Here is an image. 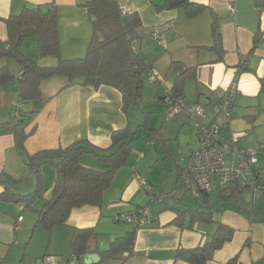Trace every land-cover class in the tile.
Wrapping results in <instances>:
<instances>
[{
	"label": "crops",
	"instance_id": "crops-1",
	"mask_svg": "<svg viewBox=\"0 0 264 264\" xmlns=\"http://www.w3.org/2000/svg\"><path fill=\"white\" fill-rule=\"evenodd\" d=\"M89 1L0 0V48L7 46L9 41L6 20L26 8L43 7L56 10L62 57L66 60L84 58L96 22L85 7ZM192 1L206 9L187 19L182 8H163L165 0H118L122 12L139 15L143 27L139 31L141 38L137 49L161 76L159 82L150 85L146 81V85L151 88L156 85L150 93L158 102L157 96L165 87L172 89L179 75L171 69L173 63L181 64L180 72L195 67V78L186 83L184 97L192 101L200 93V103L212 108L205 111L200 120L202 125H223L227 129L226 139L232 133L242 134L239 146L259 150L264 141V12L259 13L254 0ZM215 22L223 51L213 49L216 45L212 33ZM153 32L161 37L164 45L152 37ZM21 52L41 67L58 64L54 57H40L38 50L35 52L32 48V42L26 44L25 41ZM15 66L11 59H0V69L8 67L18 77L21 68L14 72ZM235 82L238 92L232 117L227 120L217 116L214 107L222 102L225 91ZM189 84L194 90L192 99L186 95ZM41 92L40 101L24 102L17 82L0 86V174L6 173L17 181L21 193L35 190L36 177L16 148L12 129L19 120L24 121L27 134L33 132L25 142V151L30 156L66 149L85 141L87 150L95 151V154H84L80 163L98 172L112 169L110 162L99 159V156L113 154L112 135L123 130L137 133L126 165L116 172L112 186L104 193L103 206L74 209L67 226L56 227L59 229L51 232L53 245L65 240L71 247L74 229H94L88 254H97L102 259L101 254L111 243L133 233L134 243L127 248L130 256L124 258L122 252L106 264H189L175 259L177 251L204 246L212 240L217 227L224 225L235 231L233 240L217 251L207 264H231L235 259L234 264H264V199L254 205L250 217L232 196L222 200L224 190L218 186L201 195L199 206L186 205L184 200L176 199L179 192H174L170 183H175L176 190L184 188L192 195L196 192L179 184L189 154L200 146L198 130L187 113L169 119V106L158 102L156 116L142 131L137 130L140 119L131 114V109L140 104L126 109L123 96L116 88L69 85L67 78L55 76L42 82ZM14 114L20 119L13 118ZM139 137L143 138L142 143H138ZM227 160L229 162V157ZM37 164L43 197L48 200L57 173L44 159ZM257 171L264 179V150L259 151ZM139 178L146 181L151 193L143 188ZM159 183H164L165 189L158 194ZM169 185L170 193L166 192ZM3 192L4 187L0 185V195ZM240 193L246 203H252L249 190ZM170 197L175 199L172 203ZM36 206H41V202ZM11 208L22 212L25 206L0 201V211H12ZM189 210L212 212L215 224L191 223L190 214L184 216L181 225L177 224L178 216ZM140 211L146 214L141 223L116 221V217L134 216ZM18 217L22 216L19 214ZM22 222H25L24 218ZM55 252L61 253V250Z\"/></svg>",
	"mask_w": 264,
	"mask_h": 264
},
{
	"label": "trees",
	"instance_id": "trees-1",
	"mask_svg": "<svg viewBox=\"0 0 264 264\" xmlns=\"http://www.w3.org/2000/svg\"><path fill=\"white\" fill-rule=\"evenodd\" d=\"M254 3L259 13L264 12V0H254ZM85 7L89 15L96 19L94 34L86 56L76 60H66L61 55L58 18L55 9L26 8L21 14L11 16L6 20L9 41L7 46L0 48V59L14 60L21 68L20 73L23 72V74L21 76L19 73L16 77L8 67L1 68L0 86L17 82L22 101H40L42 82L55 76H62L67 78L69 85L79 84L96 89L102 86L116 88L123 96L126 109L138 106L143 97L147 74L153 70L137 49V42L141 38L139 31L143 27L139 15L137 13L124 15L118 0H91ZM163 8H182L185 10L187 19L198 16L206 9L192 0H165ZM212 33L216 42L213 49L223 51L220 47L221 37L216 22L213 24ZM30 38L37 40L38 55L42 58H56L57 66L41 67L21 52L23 43ZM171 69L176 73L179 72L174 81L172 96L185 98L186 83L195 78L196 68L191 67L180 72L181 64L173 63ZM162 94L157 96V101L166 104L162 100ZM200 96L199 93L194 101L200 102ZM13 118L19 120L20 116L14 114ZM12 132L17 150L36 177V186L34 191L21 193L17 189L18 182L6 173H1L0 185L4 187V192L0 195V201L24 205V210L34 211L38 216L37 226L48 232L56 227L67 226L69 216L74 209L84 206H103L104 193L112 186L116 172L126 165L132 152V140L137 134H132L128 130L115 132L112 135L111 151H114L113 154L108 157L99 156L101 161L110 162L112 169L108 172H98L87 169L80 163V158L84 154H95V151L87 150L85 141L74 143L66 149L45 151L30 156L25 151V142L33 132L26 133L23 120L17 122ZM222 132L226 138L225 126L222 127ZM227 139L229 140V137ZM41 159L51 164L57 173L55 187L48 200L43 197L41 189L39 165L37 164ZM229 196L236 200L239 208L249 217L252 215L254 204L246 203L240 192L230 189L221 192L222 200H226ZM37 202H41V206L37 207ZM187 214L191 216V223L200 221L205 224H215L212 212L191 210L181 213L175 222L181 225ZM234 234L235 231L230 227L219 225L210 242L193 250H179L175 259L189 264H207L217 251L233 240ZM94 236V229H74L71 251L72 257L78 259L77 264H84L81 260L88 254L89 242ZM134 240L135 234L133 233L117 239L111 243L107 251L101 254L102 259L98 264H106L109 260L127 251V248L133 245ZM236 262L237 259L231 264Z\"/></svg>",
	"mask_w": 264,
	"mask_h": 264
},
{
	"label": "built area",
	"instance_id": "built-area-1",
	"mask_svg": "<svg viewBox=\"0 0 264 264\" xmlns=\"http://www.w3.org/2000/svg\"><path fill=\"white\" fill-rule=\"evenodd\" d=\"M152 37L164 45L163 40L156 32L152 33ZM22 74L23 72L20 73L21 76ZM160 80L161 76L158 71L153 69L148 72L147 81L150 85ZM237 92L238 87L235 82L225 91L222 102L214 107L217 116L221 115L227 120L231 119ZM162 95V100L169 106L168 118L173 119L182 112L187 113L200 137V146L189 154L187 164L179 177V184L187 189H195L197 198L217 186L221 190L230 189L238 192L249 190L252 204L260 203L264 199V179L259 176L257 166L259 151L264 150V141L259 150L239 146L242 134L232 133L228 140L223 135V125L217 123L208 126L202 125L200 120L206 111V106L203 103L183 97L174 98L172 89L169 87L164 88ZM140 181L143 188L151 193V188L146 181L144 179H140ZM145 215L143 211H140L134 216L116 217V221L141 223ZM129 256L130 251L123 253L124 258ZM77 263L76 257L66 260L63 257L50 255L45 257L40 264Z\"/></svg>",
	"mask_w": 264,
	"mask_h": 264
},
{
	"label": "rangeland",
	"instance_id": "rangeland-1",
	"mask_svg": "<svg viewBox=\"0 0 264 264\" xmlns=\"http://www.w3.org/2000/svg\"><path fill=\"white\" fill-rule=\"evenodd\" d=\"M30 41L32 42V48L36 52L37 49L35 39H27L26 44L31 43ZM12 62L15 61L12 60ZM15 67L18 68L15 70ZM15 67H13L12 71L17 72L20 66L18 63H16ZM173 73L174 72H172V74ZM192 87L193 86H190L189 84L187 88L186 95L189 99L193 98L194 90ZM155 89L156 85L151 88V86L147 84L139 107L131 109V114L133 113L132 116L136 115L137 118L140 119V125L137 127V130L143 131V129L149 127L152 117L156 116L157 114L156 105H158V102H155L154 96L150 93L151 90L153 92ZM208 109L212 108L207 107L206 110ZM142 139L143 138L139 137L138 143H142ZM170 185L173 186L174 192H179V197H176V199H179V201L184 200V204L190 206H199V204L202 202L200 198L196 197V192H194L192 195L191 192L184 191V188H179V190H176L175 183H170ZM158 186L159 194V192L165 189V184L159 183ZM170 190H172L171 186L166 189V192L170 193ZM169 199L171 203L175 200L173 197H170ZM231 200H233V198ZM10 210L12 211H0V220L2 221L0 224V264H40L45 257L50 255L64 257L65 259L72 258L70 242L64 240L62 243L53 245L51 236L53 229L48 232L42 227L37 226L38 216L34 211L26 209L22 212H15L13 208ZM19 214L22 217H18ZM23 218L25 219V222H22ZM56 249L61 250V253L55 252Z\"/></svg>",
	"mask_w": 264,
	"mask_h": 264
},
{
	"label": "water",
	"instance_id": "water-1",
	"mask_svg": "<svg viewBox=\"0 0 264 264\" xmlns=\"http://www.w3.org/2000/svg\"><path fill=\"white\" fill-rule=\"evenodd\" d=\"M96 21V20H95ZM103 41V40H101ZM100 257L97 254L90 253L84 259V264H98L100 262Z\"/></svg>",
	"mask_w": 264,
	"mask_h": 264
}]
</instances>
